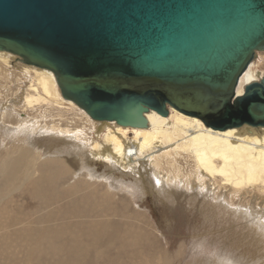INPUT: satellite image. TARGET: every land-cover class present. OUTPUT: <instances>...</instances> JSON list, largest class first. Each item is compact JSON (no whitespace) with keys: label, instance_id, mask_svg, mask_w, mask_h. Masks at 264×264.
<instances>
[{"label":"bare ground","instance_id":"1","mask_svg":"<svg viewBox=\"0 0 264 264\" xmlns=\"http://www.w3.org/2000/svg\"><path fill=\"white\" fill-rule=\"evenodd\" d=\"M262 53L264 52L256 54L255 59L250 62L241 75L234 98L242 97L246 86L259 82L263 77L264 72L255 68V65L264 66ZM2 84L21 97L20 109L26 114L32 113L35 109H44L56 120L50 121L47 126L42 128L36 127L45 131L48 129L46 132L44 130L39 132V130L30 127L31 132H34L32 140L26 141L27 139H25L22 142L24 144L16 145L17 147H14V150L10 152L3 151L4 155L0 156V241L4 232L7 234L9 232L16 233L20 228L22 232L19 231V233L22 239L30 241L26 249L22 246L25 252L28 249L27 258L31 259L42 251L63 257L70 254V251L72 252V248L77 242L75 237L78 234V239L82 240L81 244L85 246L81 254L86 258L90 253L93 254L92 250L87 249V246H92L88 243L89 238L98 242L100 236L102 238L108 235L110 245L116 237L115 231H112L111 228L115 222L128 229L133 226L130 222L120 223L112 219L110 221L97 220L98 217L106 215H110L112 218L121 216L116 204H120L121 208L129 209L126 196H129L130 191L138 193L140 196H145V193L154 194L157 201L168 202L172 206L176 204L180 208L183 207V211L186 210L185 205L192 206V210L200 217L201 221L207 219V223H209L207 226L217 228L215 232H206L208 235L212 238H225L226 245L231 242L230 251L232 252L233 249V252L234 250L239 252L238 259L231 260V263L264 264L263 128L256 129L243 125L224 131L212 130L200 120L185 116L170 108L165 117L155 112L146 114L147 127L145 129L121 127L114 122L100 123L92 120L75 103L62 97L56 79L50 71L32 67L20 61L15 55L0 52V85ZM8 90L6 91L8 92ZM2 106L4 105H1V108ZM10 109L14 110L15 106L7 105L2 110L7 112ZM28 126L29 122L27 121L21 123L16 127L19 129H16L15 132L11 127H1L0 134L4 139L11 135H13L12 137H16L18 134L27 135ZM9 131H12L13 134ZM28 135L30 134L28 133ZM94 164H103L106 173L97 174L95 168L89 166ZM185 172L188 177L183 176ZM100 179H102V183L98 182ZM124 179H132V181H128L129 184H127V182H122ZM148 179L151 181H147ZM110 181L114 184L118 183L119 188L125 192L122 194L123 196L111 192L110 189L113 188H111ZM20 185L31 188L30 196L39 199L41 206L48 205L55 211L48 214L44 221L40 220L35 226L32 223H27L26 217L21 221L18 218V223L12 224V222V225L5 227L7 220L4 219H11L9 220L11 222L16 221L18 217V215L17 217L14 215L17 209L15 211L14 200L10 196L13 193L12 189ZM97 186L102 189L95 193L98 189ZM90 190L92 192H89ZM81 192L84 193L80 194ZM115 197H117L118 203H116ZM94 200H100L104 204L102 207H97V202L94 203ZM17 202L20 203L18 200ZM107 204L110 206L109 212L105 215V212L98 213L99 210L106 211L104 208ZM65 205L67 206L65 207ZM93 205L92 209L86 208ZM64 207L66 210L63 209ZM19 214L22 213L19 212ZM132 214L134 220L136 217V219L144 221L142 216L137 215L140 212L136 216L135 213ZM139 226L141 225L137 226L140 229ZM207 226L202 224L201 229L204 230ZM145 227L147 226L145 225ZM62 230L64 231L63 235ZM129 234L131 235V233ZM12 236L14 237L15 234L10 233L5 238L7 239L5 244H10ZM124 237L123 240L127 235ZM57 238H63V241L60 242L62 246L65 244L62 247L64 249L59 248L62 249V254H60L62 251L57 247L53 249V245H56L54 241ZM15 239L13 238L14 243ZM53 239L55 240L52 242ZM133 239L135 240V237ZM126 240L125 244L127 245L129 241L126 243ZM151 241H148L149 244ZM16 243H18L17 246L20 245L19 241ZM137 244L139 243L137 242L135 245ZM44 246H46L45 249H43ZM93 246L95 247V245ZM109 247L111 248V245ZM4 248L2 249L5 251ZM23 248L20 249L24 250ZM95 252L94 256L102 254L99 249H96ZM131 256H134V253ZM10 258L8 256L7 259ZM17 262L16 264H18ZM167 262L166 264L169 263ZM61 264L63 263L61 262Z\"/></svg>","mask_w":264,"mask_h":264},{"label":"water","instance_id":"2","mask_svg":"<svg viewBox=\"0 0 264 264\" xmlns=\"http://www.w3.org/2000/svg\"><path fill=\"white\" fill-rule=\"evenodd\" d=\"M0 52L50 71L92 120L145 129L173 109L212 130L264 129V0H0Z\"/></svg>","mask_w":264,"mask_h":264},{"label":"rangeland","instance_id":"3","mask_svg":"<svg viewBox=\"0 0 264 264\" xmlns=\"http://www.w3.org/2000/svg\"><path fill=\"white\" fill-rule=\"evenodd\" d=\"M262 55H263V58H264V53H262ZM255 68L258 69V70H261V72H264V66H262V65H255ZM3 87H4V90H3ZM6 90H8V92ZM0 93H2V94H0V122H1L0 123V131L2 129L1 127H3V128L11 127V128H13V131L15 132L16 129H19V128H16L19 124L25 123L26 121L29 122V126H28L29 129H28L27 135L26 134H24V135L18 134L16 137H12L13 135H11L7 139H4V138H2V136L0 134V141H1L0 142L1 143L0 144L1 145L0 146V153L2 152L0 156H2V154L4 155L3 151H5L7 153V152H10V151L14 150V147H17V146H20L21 144H24L22 142H24L25 139H27L26 141L32 140L31 138L34 135V132L33 133L31 132L30 127L32 129H34V130H39V132H40V130H44V129H37V128H39V127L42 128L45 125L47 126L48 123H50V121H54V120H56V118L53 117V116L51 117L50 114H48L44 109H35V110L32 111V113H27L26 114L25 111L20 109L21 104H22V102H20L21 97L18 96V94L15 93V91L10 90V88H7V87L3 86V84L0 85ZM15 100H16V103H14ZM1 105H4V106H2V108H1ZM7 105L10 106V107L11 106L12 107L15 106V109L14 110L10 109V111H7V112L5 111L4 112L3 110H4V108ZM35 112H37L38 114L35 113ZM3 114H6V116L2 117ZM7 116H9V117H7ZM15 124H16V126H15ZM47 130L48 129H46V131ZM46 131L44 130V132H46ZM9 132L12 133V131H9ZM28 133L30 135H28ZM6 144L8 145V147H7ZM13 144H14V146H13ZM43 144H44V141H43ZM6 147H7V149H6ZM52 153H53V151H52ZM89 166L91 168H95L97 174L106 173L104 171L105 167H103L104 166L103 164L102 165L101 164H94L93 166L92 165H89ZM185 174H183V176L184 177H188L186 172H185ZM101 180L102 179H100V181H98V182L102 183ZM128 181L130 182V181H132V179H129V180L128 179H124V181H122V182H127V184H129ZM147 181H151V180L148 179ZM109 183L112 185L111 188H113V189H110V190H112L111 191L112 193L120 195V196H123L122 194H124L125 192L122 191L119 188L118 183L114 184L112 181H110ZM129 187L132 189V187L130 185H129ZM14 188L12 189L13 193L11 194L10 198L12 200H14L13 202H14L15 211L17 209V211L14 213V215L16 217L18 215L17 219L20 218V221L24 220V218L27 217L26 218L27 219L26 222L27 223H32L35 226L36 224H38L40 222V220L44 221L45 217L48 216V214L50 215V214H52V212L55 211V209L50 208V206H48V205L47 206H41L40 202L38 201L39 199H37L35 197L32 198L30 196L31 195V191H32L31 188H28L27 186L25 187L24 185H20V186L16 187L15 189ZM26 188H28V189H26ZM97 188L98 189H96L95 193L98 192V190L102 189L101 187H98V186H97ZM22 190H23L24 194H22L23 193ZM84 192H88V191H84ZM84 192H81L80 194H83ZM89 192H92V191L90 190ZM146 194L147 193H145V196L144 195L140 196V194H138V193L129 191V196H126V198L128 199V202L127 201L126 202L128 203L129 209L127 207H125V208L122 207L121 208L120 204H116V206L118 207V210H119V214L121 216H118V217H115V218H112V216H110V215H106V216H103V217H98L97 220L100 219V220H108V221H110V219H112V220H115V221H119L120 223L130 222V223L133 224V226H131L132 228L130 227L131 230H130V228L128 229L127 227H124L123 225L119 224L118 222L117 223L115 222L111 226L112 231H115V233H116L115 241H112L110 243L111 248L109 247L110 245H109V241H108V238H107L108 237L107 234H106L107 236H103L102 238L100 236L101 240L98 239V242L97 241H93L94 239L92 240V238H89L88 243H89V245L91 244L92 246H87V249L88 250H92L93 254L90 253V255L85 258L84 255L81 254V251H82V249L84 250L83 247H85V246H83L81 244L82 240L78 239V237H79L78 234H77V236L74 234V236H76L75 238H76L77 242H75V245L73 246L74 249L71 246L72 252L70 251V254H67L66 256L61 257L62 255L56 256V255L51 254L49 252L44 253L42 251V252H40L41 255L38 252V254L36 256H33V258L30 259V258H27V256H26V254L28 253V249L26 250L27 252H25V249L28 247V243L30 241L28 240L29 242H27L26 241L27 239H26L25 240L26 243H25L24 239H22V236L19 233V231H21L22 229L20 230V228H18L16 233L15 232L14 233L9 232L7 234V233L4 232L2 240L0 241V248L1 247L2 248L6 247V248H4L5 251L2 248L0 249V254H1L0 255V263L1 264L2 263L3 264H5V263L6 264L7 263L8 264L9 263L10 264H12V263L16 264V262H17L16 260H19L17 262L18 264H52V263L53 264H61V262L63 264H72V263L73 264H126V263L127 264H131V263L132 264H142V262H143V264H153V263L154 264H157V263L166 264V262L169 259V261H168L169 263L167 262L168 264H233L234 262L233 263H231V262L233 260H237L238 259L239 252H237L235 250L233 252V249H232V252H231L230 251L231 249H229V246L231 247V242H228V245H226L225 238H223V237H221L222 239L220 237L219 238H212L210 235H208L209 231L210 232H215L217 230V228L216 227L214 228L213 226H212V228H210L211 226H207V225H209V223H207V221H208L207 219H205L206 221L204 219H202V221H201L200 217L197 216L195 214V212L192 210L193 209L192 206H186L185 205L184 207H186V210H184L185 211L184 212L182 210L183 207L180 208V206H176V204H174V206H172L168 202L167 203L159 202V201L156 200L157 198L155 197L154 194L153 195L152 194H147L146 195ZM22 196L24 197V199H23ZM132 196H134V197H132ZM21 197H22V199H21ZM25 198H27V199H25ZM115 199L117 200L116 203H118L119 201H118L117 197H115ZM17 200L20 201V203L17 202ZM96 202H97V207H102V205L104 204V202H102L100 200H94V203H96ZM66 206L67 205H65V207ZM19 207L21 208L22 212L20 211ZM65 207L63 209H65ZM93 207H94V205L86 207V208L92 209ZM109 208H110V206L107 204V206L104 208V210H106V211L99 210L98 213H104L105 212L104 213V215H105V214H107V212H109ZM23 210H24V212H23ZM65 210H63V211L65 212ZM118 210H116V212H118ZM19 212L22 213V214H19ZM139 212H140V214H137ZM132 213H135V216H136V214L142 216L144 218V221L142 222L141 220L136 219V217H135V220H134L133 217H132L133 216ZM37 216H39V217H37ZM86 216L88 217L87 213H86ZM17 219H16V221H11V222L9 221L11 219H4V220H7L5 222L6 223L5 227H8L12 222H13L12 224H14L15 222L18 223L17 221H19V219L18 220ZM112 220H111V223H112ZM130 220H132V221H130ZM135 221H137V222L140 221V222L137 223ZM143 223H145V224H143ZM136 224H137V226L141 225L143 228L141 226H139L140 227V229H139L137 226H135ZM202 224L206 225L207 229L206 228L204 230L201 229ZM33 225H32V227H34ZM145 225L147 227H145ZM117 226H119V227L117 228ZM34 228L36 229V227H34ZM35 229H34V231H35ZM149 229H150V232H149ZM122 230H125V231H122ZM63 232L64 231L62 230L61 231L62 235H63ZM85 232H86V229H85ZM125 232H126V234H125ZM206 232H208V233H206ZM10 233L13 234V235L15 234V236L14 237L13 236L10 237V244L8 245V244H5L6 240H7L5 238ZM129 233H131V235ZM118 234H119V236H118ZM150 234H151V236H149ZM16 235L18 236V239L20 238L21 240L20 239L18 240ZM125 235H127V237H126L127 240L125 239L126 243H128V241H129V244H127V245L125 244V240H123L125 238L124 237ZM128 235H130V236H128ZM135 235H137V236H135ZM206 235H207V237H205ZM59 237H61V236H59ZM134 237H135V240L133 239ZM13 238H16L19 241L20 245L17 246L18 243H16V242H18V241L15 239V243H14ZM3 239H5V240H3ZM142 239H143V241H141ZM223 239H224V241H223ZM54 240L55 239H53L52 242ZM20 241H21V243H20ZM60 241L62 242L63 238H59V239L57 238L56 241H54L56 243V245L52 244L53 245V249H56V247H57V249L64 247L65 244L63 243L64 245L62 246ZM148 241H151L150 244H149ZM113 242H115V243H113ZM137 242L139 244L135 245ZM120 243H123V244H120ZM147 243L149 244V246H148ZM117 244H118L119 247L117 246ZM12 245H14V246H12ZM93 245H95V247ZM234 245H235V243H234ZM9 247H11V248H9ZM45 247L46 246H44L43 249H45ZM177 247H178V250H177ZM20 248H23L24 250H22ZM69 248H70V246H69ZM166 248H167V250H166ZM62 249H64V248H62ZM62 249H59V250L62 251ZM65 249H66V246H65ZM96 249H99V251H101L102 254H99L98 256H96V255L94 256V253H96L95 252ZM163 249H165V250L163 251ZM11 250H12V252H10ZM48 250H49V247H48ZM117 250H118V252H116ZM133 250H135V251H133ZM22 251H24V252L22 253ZM8 252H9V254H8ZM60 252H58V253H60ZM14 253H16V254H14ZM62 253H63V251L60 254H62ZM71 253H72V255H71ZM130 253H131V255H132V253H134V256L136 258L134 256H131ZM144 253H146L147 255H145ZM174 253H176V254H174ZM10 254H12L13 256L10 255ZM110 254L113 255V256L111 255V257H110L111 259L113 258L112 259L113 262L109 258ZM48 255H49V257H48ZM115 255L118 256V257L116 258ZM154 255L158 256V257H155ZM8 256H9V258L11 256L12 257L8 260L7 259ZM54 256H55V258H54ZM51 257L53 258L52 260H51ZM1 258H3V259L1 260ZM14 258H15V260H14ZM158 258H159V260H158ZM166 258H168V259H166ZM154 259L158 260V262H156V260H154ZM162 259H164V260H162ZM6 260H7V262H5ZM28 260H29V262H28ZM151 260H153V261H151ZM13 261H15V262H13ZM70 261H71V263H70ZM163 262H165V263H163ZM235 262H237V261H235ZM261 262H263V261H261ZM240 263L243 264L242 262H238V264H240Z\"/></svg>","mask_w":264,"mask_h":264}]
</instances>
